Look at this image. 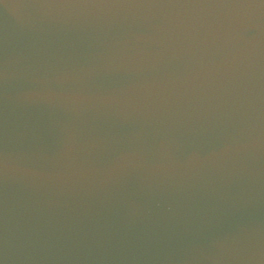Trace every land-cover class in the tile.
Segmentation results:
<instances>
[{
  "label": "water",
  "instance_id": "1",
  "mask_svg": "<svg viewBox=\"0 0 264 264\" xmlns=\"http://www.w3.org/2000/svg\"><path fill=\"white\" fill-rule=\"evenodd\" d=\"M0 264H264V0H0Z\"/></svg>",
  "mask_w": 264,
  "mask_h": 264
}]
</instances>
